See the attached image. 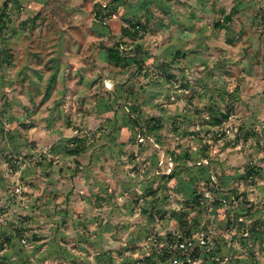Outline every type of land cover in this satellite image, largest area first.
<instances>
[{
  "label": "rangeland",
  "instance_id": "rangeland-1",
  "mask_svg": "<svg viewBox=\"0 0 264 264\" xmlns=\"http://www.w3.org/2000/svg\"><path fill=\"white\" fill-rule=\"evenodd\" d=\"M137 4L121 68L109 0H0V264H264V0ZM206 168L240 177L194 209Z\"/></svg>",
  "mask_w": 264,
  "mask_h": 264
},
{
  "label": "trees",
  "instance_id": "trees-1",
  "mask_svg": "<svg viewBox=\"0 0 264 264\" xmlns=\"http://www.w3.org/2000/svg\"><path fill=\"white\" fill-rule=\"evenodd\" d=\"M165 1H171V0H165ZM128 2V0H109L110 4L113 5H109L108 7L105 6V8H107V13L106 16L108 18L115 16V17H119L120 19H122L124 22H127L128 25L124 26L122 28V37L123 38H129L130 40V44H127L126 42L123 41H117L112 47H107L105 49L106 51V56H105V61L108 63H112L113 65H115L116 67H121V68H126L127 66L130 65V58L134 57V54L132 52H134L136 50L135 47V41L137 38V34L139 32V28H140V23H139V18L136 17V14H134V17L136 18V22H133L131 19H126L124 17V12H123V5H125ZM137 10H143L145 12H150V8H151V0H138V4H137ZM99 11L102 9L101 6H98ZM232 15H227L225 17V23H227L228 21H230ZM220 27H224V25H219ZM123 44H125V46H123ZM127 48V49H126ZM134 48V49H132ZM128 50V51H127ZM132 51V52H130ZM0 56L2 54H4L5 51H0ZM55 78V74L51 75V78L49 79V84H48V94L49 91L51 89V84L53 82ZM47 94V96H48ZM228 116L224 115V119H227ZM211 125H220L221 121L217 119V117H215V115H213L212 117V121L210 122ZM82 150H80L81 152ZM188 160H191L190 157L187 156ZM180 160V158L177 157L176 161ZM177 172L174 171V169L172 170L171 173H169L166 178L168 180H172L175 179L177 176ZM213 176L210 171L208 170V168L205 169L204 171V176L199 178V177H191L189 178L188 181H182L179 182L177 181L176 185L180 186V185H185L186 188L184 189L183 193L186 192V189H189L194 197V203H192V208H196V206L202 208L203 203L202 201L205 200L206 197H204V194L206 193H215L220 191L221 189L226 188V185L228 183H230L233 180H236L240 177V175H236V174H222L221 176H218V182L213 180ZM232 193V191H230ZM225 199V197L223 198ZM202 200V201H201ZM222 203H216V205H214V209L213 211H211L209 213V216H214V219H222L224 217V215H227L229 211L226 210L221 212L222 210ZM220 205V206H218ZM200 211V209H199ZM189 212L188 211H184L183 214H179V220L180 221V228L184 229L185 231L188 230V223H184L182 222V218L183 217H188ZM174 215V214H173ZM187 218V222H188ZM254 229H257V227H253ZM258 230V229H257ZM251 233L254 234V230L250 231ZM250 232L246 231V233L248 235H250ZM184 235V237H183ZM183 235H178L179 239L178 241H184L185 237L188 236L189 234L187 232H185ZM157 251H154V253L152 254V256H146L143 258V263L144 264H154V262H152L154 257H161L160 260H165L170 254H172V250H171V245H166L163 247H157L156 248ZM186 251V250H185ZM198 254H191L190 257H184L183 258V262L184 264H190L187 262V260L189 259H193L195 257H197ZM199 257V255H198ZM203 259L201 260L200 263L198 264H218V261H216V254L215 252H209L207 254H203ZM200 258V257H199ZM122 264H133V263H126L123 262Z\"/></svg>",
  "mask_w": 264,
  "mask_h": 264
},
{
  "label": "built area",
  "instance_id": "built-area-1",
  "mask_svg": "<svg viewBox=\"0 0 264 264\" xmlns=\"http://www.w3.org/2000/svg\"><path fill=\"white\" fill-rule=\"evenodd\" d=\"M229 132H230L229 130H226V133H229ZM4 224H5V220H4L3 211L0 209V228H2V226ZM187 247H188V245H187V242L185 240L178 242V245H177L178 250H187Z\"/></svg>",
  "mask_w": 264,
  "mask_h": 264
}]
</instances>
